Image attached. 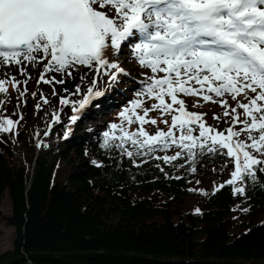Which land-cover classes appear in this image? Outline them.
Instances as JSON below:
<instances>
[{
    "label": "snow or ice",
    "instance_id": "1",
    "mask_svg": "<svg viewBox=\"0 0 264 264\" xmlns=\"http://www.w3.org/2000/svg\"><path fill=\"white\" fill-rule=\"evenodd\" d=\"M137 35L139 42L132 46V55L153 75L131 106L120 112L121 123L110 124L103 133L101 147L118 149L139 167L134 157L154 156L157 150L176 146L180 151L174 155L154 158L172 164L186 153L193 173L197 171V149L201 155L222 154L234 170L214 192L227 184L233 186L234 195H245L248 180L264 187V178L258 180V173H264V0H0V64L16 66L27 77V62L38 68L37 82L44 84L66 82L54 75L46 78L49 73L72 78L78 66L92 70L82 99L59 98L61 105L72 104V123L81 118L82 110L104 96L97 88L101 74L112 83L126 74L109 56L118 55ZM27 82L15 76L0 79V94H7L6 85L11 83L23 97L27 87L20 91L19 86ZM75 90L80 93L81 86L76 84ZM226 94L235 106L223 99ZM52 95H57L55 89ZM181 95L220 104L229 127L221 131L209 125L204 119L207 113L188 111ZM141 96L156 103L144 107ZM137 109H142L143 115ZM238 109L243 110V119ZM155 110L161 116L170 114L171 124L167 131L158 128L151 134L144 125L157 124L149 117ZM212 119L219 121L221 117L213 113ZM59 122V115L53 113V123ZM162 122L168 124L167 120ZM18 123L0 117V132H10ZM125 123L138 127L130 131ZM197 128L199 135H194ZM70 134L65 132V138ZM91 163L101 166L96 160ZM199 191L208 195L203 189ZM195 212L200 214V209Z\"/></svg>",
    "mask_w": 264,
    "mask_h": 264
},
{
    "label": "trees",
    "instance_id": "2",
    "mask_svg": "<svg viewBox=\"0 0 264 264\" xmlns=\"http://www.w3.org/2000/svg\"><path fill=\"white\" fill-rule=\"evenodd\" d=\"M7 88L0 117L19 123L0 132V202L7 192L16 238L0 264H264V221L255 220L264 187L248 180L245 195L208 187L234 170L229 158L197 149L193 173L186 153L172 164L154 158L180 151L172 146L134 157L137 167L103 149L104 132L90 136L80 120L50 145L31 127L33 102H22L30 93Z\"/></svg>",
    "mask_w": 264,
    "mask_h": 264
},
{
    "label": "rangeland",
    "instance_id": "3",
    "mask_svg": "<svg viewBox=\"0 0 264 264\" xmlns=\"http://www.w3.org/2000/svg\"><path fill=\"white\" fill-rule=\"evenodd\" d=\"M139 42L138 35L130 38L128 42H126L118 55L109 56L110 60H117L121 67L126 70V74H120L116 85L118 86V91H115L112 95L110 93H106L108 89V84H104L103 88L100 89L104 92V96L99 98L90 106H87L89 110H95V112H90L89 114L81 115L80 122L81 125H85V133L90 134H99L107 131L109 129L110 124L112 123H121L120 112L123 111L125 108L131 106V101L137 99V93L142 92L144 88V82L147 80L148 77L152 76L153 73L149 68L143 67L139 64L138 60L132 55V46L135 43ZM25 66L27 68L28 76L25 77L21 75L16 66H5L0 64V79H9L12 76L19 81H24L27 79V84H20V91H23L25 87H27V91L30 93V96L26 97L25 100L22 102L27 103V100H31L33 110L29 114V118L31 121V127H35L36 133L42 132L41 136L45 143H49L53 145L54 141H63L65 140V132H69L70 129H75L77 124L72 123L70 121V116L73 115L72 111V104L61 105L59 103L60 97H65L70 101L77 102L83 98L84 95L87 94V91L82 90L80 93H76L75 89H68L67 92L62 89H55L57 92L56 96L52 95L53 89H46L45 86L48 84L42 83L41 85L35 83L33 77L30 75V71H34L36 67H33L30 64L25 62ZM157 75L162 76L163 73H159ZM107 77V76H106ZM38 80V79H37ZM8 86V84L6 85ZM12 88H14L12 86ZM105 88V89H104ZM14 91H17L14 88ZM32 93H36L35 96L31 95ZM43 98H47L49 103L44 104ZM144 101V107L150 108L152 104L156 103L154 99H150L146 96L140 97ZM181 99L185 100L186 107L188 111L200 112V113H207L204 119L205 121L218 130L223 131L225 128L229 127V118L223 116V107L214 102H205L199 97H192V96H180ZM109 101L110 107L109 109L103 108V101ZM215 100H220V97H214ZM223 99L227 100L228 103L232 106H235V101L231 99L230 95H225ZM168 102L170 98H166ZM37 105H40L37 108ZM21 114L23 110L19 108ZM99 111V112H98ZM137 111L143 115L142 109H137ZM240 112L241 119H243V110L238 109ZM53 113H57L60 117L59 123H53ZM96 113V114H95ZM215 113L219 115L221 119L219 121L212 119V114ZM20 114V116H21ZM178 114V113H177ZM150 118H155L157 121L156 125L146 124L144 125L145 129L154 134L155 131L159 129H163L167 131L168 127L171 124V115H164L161 116L159 110L151 111L149 113ZM163 120H167L168 124L163 123ZM125 127H128L130 131H135L138 127L137 124L133 123L132 125H127L125 123ZM237 130L239 129V125L236 126ZM32 129V128H31ZM45 132H48V135H45ZM179 135V132H177ZM194 135H199V129L197 128L194 132ZM53 140V141H52ZM169 155H173L170 153ZM231 172L226 174L224 178L219 181L215 182L214 178L209 180V189L213 191L219 184L227 181L231 178ZM213 177V176H212ZM188 204H193L191 201L187 202ZM12 212L11 203L8 197L7 192L4 193L2 200L0 202V252H6L14 248V241L16 238V230L13 226H10L6 222V217L10 215ZM256 221L263 222L264 221V213H261L259 216L255 218Z\"/></svg>",
    "mask_w": 264,
    "mask_h": 264
},
{
    "label": "bare ground",
    "instance_id": "4",
    "mask_svg": "<svg viewBox=\"0 0 264 264\" xmlns=\"http://www.w3.org/2000/svg\"><path fill=\"white\" fill-rule=\"evenodd\" d=\"M30 75L33 77L35 83L41 85L42 87V83H38L37 79H38V68L36 67V69H34V71H30ZM54 75L56 77L57 80L59 79H64L66 82L65 84H48V86H45L46 89H62L65 87H67L68 89H75V85L79 84L81 86V90L87 91V88L89 87L90 84V78H92V70L91 69H87V68H83V67H77L76 70H74L73 72V77L69 78L66 77L63 73H49L46 74V78H48L49 76ZM84 76V80H81L80 77ZM119 77V76H118ZM98 84H97V88L100 90L103 88L104 84H108V89L106 93H110L111 95L115 92L118 91V86L116 85V82L112 83L109 82L108 77L104 76L103 74H101L98 78ZM118 79V78H117ZM105 89V88H104ZM111 103V102H110ZM110 103L109 101H106L104 99L103 101V108L104 109H109L110 107ZM85 112V113H84ZM90 112H95V110H89L87 107L81 111V113H79V115H83L84 114H89ZM99 112V111H98ZM96 114V113H95Z\"/></svg>",
    "mask_w": 264,
    "mask_h": 264
}]
</instances>
